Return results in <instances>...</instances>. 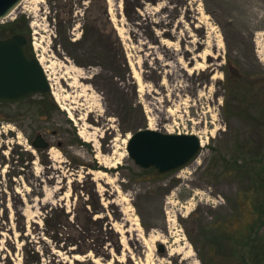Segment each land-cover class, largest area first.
<instances>
[{
    "label": "rangeland",
    "instance_id": "1",
    "mask_svg": "<svg viewBox=\"0 0 264 264\" xmlns=\"http://www.w3.org/2000/svg\"><path fill=\"white\" fill-rule=\"evenodd\" d=\"M24 1L58 79L0 101V264H264V0ZM147 128L204 144L158 176Z\"/></svg>",
    "mask_w": 264,
    "mask_h": 264
},
{
    "label": "water",
    "instance_id": "2",
    "mask_svg": "<svg viewBox=\"0 0 264 264\" xmlns=\"http://www.w3.org/2000/svg\"><path fill=\"white\" fill-rule=\"evenodd\" d=\"M23 0H0V20H5ZM27 38L15 34L0 39V101H13L36 94H49L51 85L38 59L26 52ZM37 151L49 150L51 145L39 134L32 142ZM202 144L196 135L160 133L149 128L132 133L128 156L143 170L155 169L160 174L178 171L192 162ZM162 244L158 253L164 254Z\"/></svg>",
    "mask_w": 264,
    "mask_h": 264
},
{
    "label": "trees",
    "instance_id": "3",
    "mask_svg": "<svg viewBox=\"0 0 264 264\" xmlns=\"http://www.w3.org/2000/svg\"><path fill=\"white\" fill-rule=\"evenodd\" d=\"M21 23H24V22L21 21V20H17V21H15L13 23H8V24L0 25V39H6V38H9V37H11V36H13L15 34H21V33H23L24 30H25V25L24 24H21ZM26 52H27V50H26ZM27 54H28V52H27ZM28 56H29V54H28ZM45 105H46V107H50L51 106L49 103H46ZM53 105L56 106L54 102H53ZM254 163H257V162L255 161ZM259 164H260V167L258 169H261V163H259ZM248 165H251V164L249 163ZM239 168H241V167H239ZM254 169H256V167H254ZM150 170H153V169H150ZM240 170H243V169H240ZM248 170H250V169H248ZM145 171H147V170H145ZM157 175L160 176L162 174H160L159 172H157ZM260 205L262 206V203H260ZM48 223L50 224V222H48ZM53 227H54V225H53Z\"/></svg>",
    "mask_w": 264,
    "mask_h": 264
},
{
    "label": "bare ground",
    "instance_id": "4",
    "mask_svg": "<svg viewBox=\"0 0 264 264\" xmlns=\"http://www.w3.org/2000/svg\"><path fill=\"white\" fill-rule=\"evenodd\" d=\"M27 0H25L24 2H26ZM39 61H40V63L42 64V66H43V60L42 59H39ZM44 67V66H43ZM44 70H45V72L47 73L48 71L45 69V67H44ZM47 75V77H48V80H49V82H51V88H52V90L54 91V90H56V88H54V85L52 84V82L54 81V80H57L58 78L57 77H55L54 76V78H51L50 76H48V73L46 74ZM135 77H136V79H137V81H138V83H139V85H142V79H141V76H140V74H135ZM85 78H87V77H82V79H85ZM75 87V86H74ZM151 130H153V129H151ZM154 131H156V130H154ZM167 133H171V132H169V131H167ZM131 136H128V138H130ZM201 144L203 145L204 143L203 142H201ZM135 225L137 226L138 225V222H136L135 223ZM141 232V231H140ZM141 234H142V232H141ZM161 243V244H165V240H164V238H161V239H159V240H157V243ZM155 245L156 244H153L152 245V250H155L154 248H155ZM0 251H1V249H0ZM193 256V254H191V253H188V255H187V257L188 258H190V257H192ZM82 257H79V256H75V260H79V259H81ZM94 262L96 263V264H103L99 259H94ZM111 264V263H110Z\"/></svg>",
    "mask_w": 264,
    "mask_h": 264
},
{
    "label": "flooded vegetation",
    "instance_id": "5",
    "mask_svg": "<svg viewBox=\"0 0 264 264\" xmlns=\"http://www.w3.org/2000/svg\"><path fill=\"white\" fill-rule=\"evenodd\" d=\"M164 249H165V248H164ZM165 252H166V250H165ZM165 252H164V253H165Z\"/></svg>",
    "mask_w": 264,
    "mask_h": 264
}]
</instances>
